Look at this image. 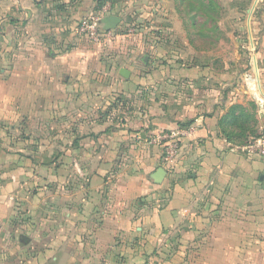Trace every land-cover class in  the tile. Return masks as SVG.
<instances>
[{
	"label": "crops",
	"instance_id": "1",
	"mask_svg": "<svg viewBox=\"0 0 264 264\" xmlns=\"http://www.w3.org/2000/svg\"><path fill=\"white\" fill-rule=\"evenodd\" d=\"M78 2L0 0V122L28 128L55 112L58 128L6 136L11 145L0 148V264H264V153L233 151L219 127L231 104L255 102L264 128V84L257 80L252 95L219 91L181 63L176 71L157 63L135 82L129 69L120 74L124 63L109 61L105 74L117 85L109 100L132 104L124 127L98 132L110 119L96 114L97 43L72 26ZM111 6L102 19L118 16ZM248 11L247 28L264 38V0ZM261 57L264 64V39ZM188 123L195 135L166 164L149 136ZM160 166L167 176L155 183Z\"/></svg>",
	"mask_w": 264,
	"mask_h": 264
},
{
	"label": "rangeland",
	"instance_id": "2",
	"mask_svg": "<svg viewBox=\"0 0 264 264\" xmlns=\"http://www.w3.org/2000/svg\"><path fill=\"white\" fill-rule=\"evenodd\" d=\"M202 1L205 3L204 6L201 4ZM101 2L103 6L94 9ZM252 2L253 0H93L91 5L87 6L85 0H79L75 4L77 9L73 13L76 19L72 25L74 30L78 29V32L81 22L88 15H104L106 11L102 13L101 10L105 5L110 4L113 7L115 4V13L121 17V23L114 31V37L119 36V38L117 37L110 47L106 44L98 45L103 43L104 39L95 42L96 57L92 67L97 78L96 89L98 87L101 93L97 100L99 110L96 114L100 119H107L108 116L110 119L96 131H104L105 127L106 129L109 127L110 130L124 127L125 115L131 110L132 103L119 101L122 99L120 96H117V102H112L108 98L111 95L108 91L117 88L114 80L105 74L109 71L106 64L109 61L124 63L131 71L129 78L135 82L139 81L138 77H141L142 73L157 70L158 68L155 67L157 63L165 66L173 65L175 71L178 69L176 66L181 63V70L188 69L189 72L199 70L206 74V76L201 75L206 77L202 79L201 85L219 88V91L224 92L236 88L245 89L252 95V87L257 85V80L258 86L264 84L260 76L261 73L264 76L261 57L263 32L257 31V28L252 29V26L247 28L248 10ZM200 6L203 8L198 9ZM259 7L256 9L255 19H260ZM78 36L76 35L75 38L91 42L87 38ZM116 77L124 78L119 75ZM251 80L255 82L252 83ZM147 82L149 83L150 80ZM56 115L55 112L43 113L40 125L38 126L36 121L28 124V128L23 127L22 123L14 129L10 126L14 122L1 120L0 148L9 149L11 144L8 145V137L15 136L24 140L30 135L45 136L51 128L56 134V129L58 131ZM74 118L82 119L81 116ZM44 123L49 124L47 128L44 127ZM262 134L264 128H260V136ZM63 135L66 137L68 134L65 131ZM31 146L30 151L34 150L33 145ZM55 147L48 145L42 149L47 151L49 158H53L52 151ZM135 148L136 145L133 146V149ZM53 162L54 160H51L50 164H54ZM150 167L155 168V164ZM69 177L76 179L74 175ZM50 180L54 185L55 178L51 176Z\"/></svg>",
	"mask_w": 264,
	"mask_h": 264
},
{
	"label": "built area",
	"instance_id": "3",
	"mask_svg": "<svg viewBox=\"0 0 264 264\" xmlns=\"http://www.w3.org/2000/svg\"><path fill=\"white\" fill-rule=\"evenodd\" d=\"M110 7V5H106ZM106 9L104 8L102 13ZM103 14L88 15L80 24L79 32L94 42L102 39H111L115 33L113 30H105L101 24ZM197 126L194 124L178 125L173 128L158 131L149 136L148 142L152 145L162 147L163 160L166 164L173 165L179 155L182 141L195 135ZM233 151L241 150L248 153H264V134L253 139L250 143L237 145L229 143Z\"/></svg>",
	"mask_w": 264,
	"mask_h": 264
},
{
	"label": "trees",
	"instance_id": "4",
	"mask_svg": "<svg viewBox=\"0 0 264 264\" xmlns=\"http://www.w3.org/2000/svg\"><path fill=\"white\" fill-rule=\"evenodd\" d=\"M202 6L205 3L201 2ZM103 6V2L98 5V9ZM203 7H199L198 9ZM257 104L249 102L248 105L233 103L227 113L219 121L221 133L226 139L237 145H244L251 139L260 137V128L256 117ZM191 123H188L189 125Z\"/></svg>",
	"mask_w": 264,
	"mask_h": 264
},
{
	"label": "water",
	"instance_id": "5",
	"mask_svg": "<svg viewBox=\"0 0 264 264\" xmlns=\"http://www.w3.org/2000/svg\"><path fill=\"white\" fill-rule=\"evenodd\" d=\"M120 21H121V19L115 15L105 17L104 19L101 20V22L104 24L105 30H110V29L116 28L117 24ZM120 74L123 75L124 77H129L130 71L128 69L122 67L120 69ZM166 176H167L166 168L163 166H160L152 174V179L155 183H161L165 179Z\"/></svg>",
	"mask_w": 264,
	"mask_h": 264
}]
</instances>
